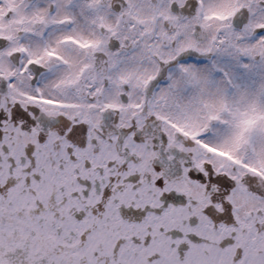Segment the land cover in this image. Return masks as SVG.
Segmentation results:
<instances>
[{"label": "snow or ice", "instance_id": "6c2138e0", "mask_svg": "<svg viewBox=\"0 0 264 264\" xmlns=\"http://www.w3.org/2000/svg\"><path fill=\"white\" fill-rule=\"evenodd\" d=\"M0 264H264V0H0Z\"/></svg>", "mask_w": 264, "mask_h": 264}]
</instances>
